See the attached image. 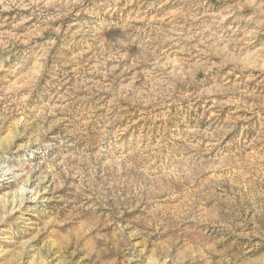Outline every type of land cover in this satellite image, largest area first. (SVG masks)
Segmentation results:
<instances>
[{
	"label": "rangeland",
	"instance_id": "374dc122",
	"mask_svg": "<svg viewBox=\"0 0 264 264\" xmlns=\"http://www.w3.org/2000/svg\"><path fill=\"white\" fill-rule=\"evenodd\" d=\"M0 264H264V0H0Z\"/></svg>",
	"mask_w": 264,
	"mask_h": 264
}]
</instances>
